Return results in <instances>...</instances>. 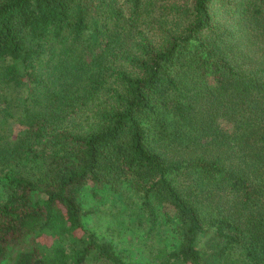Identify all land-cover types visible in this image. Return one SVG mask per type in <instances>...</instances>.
Wrapping results in <instances>:
<instances>
[{
  "label": "trees",
  "instance_id": "obj_1",
  "mask_svg": "<svg viewBox=\"0 0 264 264\" xmlns=\"http://www.w3.org/2000/svg\"><path fill=\"white\" fill-rule=\"evenodd\" d=\"M87 182L171 208L149 264H264V0H0V263L128 264Z\"/></svg>",
  "mask_w": 264,
  "mask_h": 264
},
{
  "label": "rangeland",
  "instance_id": "obj_2",
  "mask_svg": "<svg viewBox=\"0 0 264 264\" xmlns=\"http://www.w3.org/2000/svg\"><path fill=\"white\" fill-rule=\"evenodd\" d=\"M3 126L13 136L22 129L13 122ZM78 201L84 226L111 241L128 264H149L158 252H163V248L174 241L171 208L150 199V214L143 205L142 194L129 184L116 190L87 182L80 190ZM9 260L5 258L0 264H9Z\"/></svg>",
  "mask_w": 264,
  "mask_h": 264
}]
</instances>
